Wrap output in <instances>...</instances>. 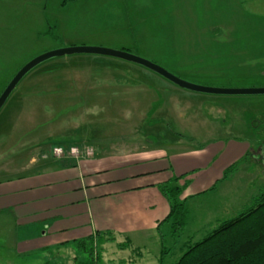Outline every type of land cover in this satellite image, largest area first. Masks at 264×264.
I'll list each match as a JSON object with an SVG mask.
<instances>
[{
    "label": "rangeland",
    "instance_id": "rangeland-1",
    "mask_svg": "<svg viewBox=\"0 0 264 264\" xmlns=\"http://www.w3.org/2000/svg\"><path fill=\"white\" fill-rule=\"evenodd\" d=\"M71 47L126 51L201 86L264 88V0H0V95L27 63ZM232 101L237 105L229 106ZM259 119L261 126L254 127ZM247 122L246 131L236 125ZM155 125L182 137L192 152L242 145L239 155L216 160L209 181H194L192 193L210 189L217 180L222 183L226 168L245 160L237 167V190L231 191L236 197L242 194L243 205L238 201L237 210L225 211L223 185L196 196L188 225L166 243L171 252L165 264H175L188 244L218 227L216 218L238 216L263 191L264 165L255 153L247 155L246 141L256 151L264 143V95L200 94L122 59L57 57L31 71L0 111V154L61 160L122 136H148L147 144L159 145L162 140L151 137ZM201 174L196 170L183 180ZM118 244L101 246L104 264H134L132 250ZM160 249L151 245L136 264H159ZM79 250L78 245L55 247L15 255L12 263L84 264L88 256Z\"/></svg>",
    "mask_w": 264,
    "mask_h": 264
},
{
    "label": "crops",
    "instance_id": "crops-1",
    "mask_svg": "<svg viewBox=\"0 0 264 264\" xmlns=\"http://www.w3.org/2000/svg\"><path fill=\"white\" fill-rule=\"evenodd\" d=\"M230 105L237 104L232 101ZM237 124L244 125L245 131L248 128V122ZM261 124L259 119L253 126ZM151 129V137L163 141L159 145L150 141L147 144L148 136L143 140L122 136L92 145L85 153L74 151L71 157L61 160L45 155L25 159L22 153L0 154V264H13L15 255L78 245L99 236L119 241V249L120 244H129L121 250L131 249L132 256L137 257L136 264L151 245L162 247L161 235L165 236L166 243L171 236V225L164 221L171 213L172 203L163 188L176 179L183 187L181 199L186 202L190 217V205L196 196L221 185L227 195L222 207L225 211L237 210L238 201L243 205L239 199L242 194L236 197L231 192L233 188L237 190L238 169L229 175L226 172L234 164L245 162L244 158L226 168L222 183L217 180L208 190L190 192L194 181H209L213 174L211 167L217 159H232L242 152V145L234 143L227 144L223 150L215 147L210 152L204 148L192 152L186 140L172 137L165 127L158 129L155 125ZM249 140L246 141L247 155L255 153L259 157L261 149L254 150ZM127 142H139L140 146L131 147ZM206 161L209 166H204ZM189 167L194 168L188 172ZM196 170L202 172L200 177L185 183L184 176ZM229 219L232 218H216L214 222L219 226ZM107 243L108 240L101 246Z\"/></svg>",
    "mask_w": 264,
    "mask_h": 264
},
{
    "label": "trees",
    "instance_id": "trees-1",
    "mask_svg": "<svg viewBox=\"0 0 264 264\" xmlns=\"http://www.w3.org/2000/svg\"><path fill=\"white\" fill-rule=\"evenodd\" d=\"M240 162L231 166L226 175L234 172ZM163 192L172 203L171 213L164 223H170L171 237H178L190 218L186 202L180 199L183 187L176 179L173 184L166 185ZM161 237L159 264H165L171 251L165 236ZM107 240L113 239L99 236L78 244L82 255L88 256L84 264H104L100 248ZM119 247L126 249L129 244H120ZM175 264H264V189L254 198L252 207L235 218L223 221L202 241L187 245L186 252Z\"/></svg>",
    "mask_w": 264,
    "mask_h": 264
},
{
    "label": "water",
    "instance_id": "water-1",
    "mask_svg": "<svg viewBox=\"0 0 264 264\" xmlns=\"http://www.w3.org/2000/svg\"><path fill=\"white\" fill-rule=\"evenodd\" d=\"M75 54H95V55L110 56V57L122 59L140 65L154 72L155 74L161 76L162 78L166 79L172 84L182 89L195 93L209 94V95H229V96L264 95V88H237V89L212 88V87H206V86L189 83L177 77L176 75L172 74L165 68L126 51H116L112 49L98 48V47H71V48H63L49 53H45L33 59L32 61L27 63L23 68H21L0 95V111L4 107V105L6 104L12 93L14 92V90L17 88V86L21 83V81L36 67H38L40 64L50 59L67 56V55H75Z\"/></svg>",
    "mask_w": 264,
    "mask_h": 264
},
{
    "label": "flooded vegetation",
    "instance_id": "flooded-vegetation-1",
    "mask_svg": "<svg viewBox=\"0 0 264 264\" xmlns=\"http://www.w3.org/2000/svg\"><path fill=\"white\" fill-rule=\"evenodd\" d=\"M260 148H261V154L259 157H257V160L264 165V143Z\"/></svg>",
    "mask_w": 264,
    "mask_h": 264
}]
</instances>
